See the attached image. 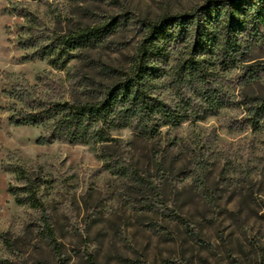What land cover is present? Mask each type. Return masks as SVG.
I'll return each instance as SVG.
<instances>
[{
	"label": "rangeland",
	"instance_id": "rangeland-1",
	"mask_svg": "<svg viewBox=\"0 0 264 264\" xmlns=\"http://www.w3.org/2000/svg\"><path fill=\"white\" fill-rule=\"evenodd\" d=\"M204 2L0 0V91L23 77L44 98L68 100L81 89L77 80L87 79L92 88L114 82L118 77L103 72L101 64L127 68L142 34L138 19L188 11ZM122 14L128 20L121 28L78 49L65 68L34 55L55 32ZM181 46L174 45L173 56ZM247 58V64L259 63L254 79L244 81L241 67L220 75L226 105L202 119L161 126L152 137L121 128L110 131L117 141L39 144L42 127L10 124L4 109L9 103L0 92V259L264 264V119L251 125L241 103L264 95V40L250 43ZM156 88L167 102H176L166 78L158 79ZM101 152L111 167L103 165ZM2 160L40 177L38 194L59 253L43 228L41 209L17 203L7 191L8 183L19 186L23 180L2 168ZM135 169L151 184L135 179Z\"/></svg>",
	"mask_w": 264,
	"mask_h": 264
},
{
	"label": "trees",
	"instance_id": "trees-1",
	"mask_svg": "<svg viewBox=\"0 0 264 264\" xmlns=\"http://www.w3.org/2000/svg\"><path fill=\"white\" fill-rule=\"evenodd\" d=\"M127 20L124 14L110 15L98 23L55 32L34 55L46 58L55 67L65 68L77 57L78 49L103 41ZM137 21L142 34L127 68L101 64L103 72L118 77L116 81L92 84V88L86 84L87 79L77 80L81 85L79 93L60 100L44 98L38 87L26 78H15L0 91L9 103L4 106L9 111L8 122L15 126H41L43 130L36 139L39 144L56 140L93 144L117 141L110 131L121 128L152 137L159 133L161 126L178 124L189 117L202 119L226 105L228 95L220 78L223 71L241 67L244 81H250L260 67L259 63L246 62L250 43L264 40V0H205L188 11L163 13ZM175 44L182 46L173 56ZM162 77L174 89V104L157 92V80ZM241 103L248 109L246 121L259 125L264 119V95L247 96ZM106 155L99 154L104 159L103 165L111 167ZM1 166L23 180L19 186L8 183L7 191L17 203L41 209L43 228L59 253L53 225L38 194L40 177L31 176L20 163L2 160ZM132 173L138 181L151 184L136 169ZM0 264L47 263L3 258Z\"/></svg>",
	"mask_w": 264,
	"mask_h": 264
}]
</instances>
